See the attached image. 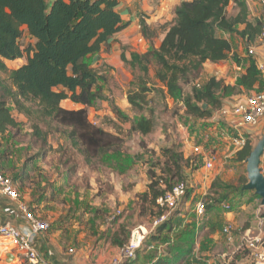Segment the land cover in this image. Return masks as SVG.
Masks as SVG:
<instances>
[{
	"label": "trees",
	"instance_id": "1",
	"mask_svg": "<svg viewBox=\"0 0 264 264\" xmlns=\"http://www.w3.org/2000/svg\"><path fill=\"white\" fill-rule=\"evenodd\" d=\"M120 1L0 0V69L9 72L11 80V86L0 85L3 91L0 96V136L21 126L9 106L8 101H11L19 112L27 116L34 113L33 107L36 106L42 118L71 128L73 144L83 146L88 157L93 155L105 159L115 156L118 149L113 148V136L88 120V107L101 97L102 88L100 78L86 59L109 45L125 27L117 10ZM232 1L237 10L229 16L228 7ZM239 25H244V28L239 30ZM261 25L260 17L251 19L246 0H182L175 8L173 22L165 25L159 48L152 46L143 54L132 52L130 60L123 53L122 58L132 67L148 62L150 57L155 58L160 65L156 76L167 89L170 99L173 102L183 101L189 116L207 118L213 112L205 108V104L222 108L224 98L242 93L243 89L247 93L264 90V76L254 56L244 59V72L234 85L210 77L201 88H195L192 95L185 97L181 81L193 72L202 70L207 61L219 62L229 58L232 43L223 35H218L219 31L237 33L251 42L259 35ZM142 29L147 34L148 27L143 24ZM25 35L31 41L22 45L21 39ZM232 57L238 64L242 63L238 55L233 54ZM23 58L27 59L26 63L16 69L9 70L5 63V60ZM143 69L147 70L146 67ZM140 84V89L129 93L128 100L133 108L143 109L150 88L144 79ZM66 99L84 107L66 109L62 106ZM117 113L128 119L121 110L117 109ZM154 124L152 118L141 117L133 122L132 128L146 135L153 130ZM33 127L35 135L42 138L39 126ZM253 148L246 138L245 145L237 152L238 159L246 161ZM163 155L167 159L161 164V175L149 169L148 190L140 196L150 201L149 209L153 217L162 213L156 208V200L164 192L160 181L165 183L167 189L172 188L178 180L185 179V170L195 163L192 157L185 158L182 152L172 148H164ZM118 162L120 170L124 171L131 158ZM245 184L240 192L244 191ZM16 187L18 189L17 184ZM213 191L212 186L210 194L204 196L205 213L221 209L222 204L238 190L223 194ZM177 211L158 228L159 231L169 228Z\"/></svg>",
	"mask_w": 264,
	"mask_h": 264
},
{
	"label": "rangeland",
	"instance_id": "2",
	"mask_svg": "<svg viewBox=\"0 0 264 264\" xmlns=\"http://www.w3.org/2000/svg\"><path fill=\"white\" fill-rule=\"evenodd\" d=\"M254 1L257 4L253 5L250 10L251 18H255L258 15L261 16L264 11V5L261 1ZM236 10L237 7L232 1L228 7V15H234ZM226 34L228 35V33L218 32V35ZM239 37L240 35L237 33L231 34V38L239 41L243 48L242 52L245 59H248L250 57V46H255L259 41L255 39L248 42L244 39L241 40ZM30 41L31 39L25 35L21 39V44L27 45ZM114 44L105 46L103 53L112 55L114 52L111 49ZM130 49L129 52L131 51ZM150 49L148 48V51ZM96 56H89L86 61L100 78V88H102L100 93L102 95L94 102L93 106L88 107V120L113 136L112 143L115 150L124 151L123 153L128 156H130L129 154L135 155V157H129L131 160L136 158V161L134 163L131 161V163L125 165L127 169L130 168L124 170L126 173L120 174L114 169L109 164V158L105 160L93 155L88 157L83 146H75L73 144V140L70 137L71 128L62 126L48 118H42L36 111V106L33 107L34 113L31 116H27L19 112L11 101H8L13 115L21 122V126L17 129H10L5 136H0V172L5 173L16 181L19 192L22 193L23 197V193L26 191L21 189V186L23 184L22 179H25L23 186L35 188L39 194L45 191L47 200L56 199V201H53L54 203L45 202L40 205L41 210L50 214V218L40 217L53 222V228L54 225H58L65 230L73 228L76 224V213L82 212L84 214L83 210H86L85 204L78 206L70 204V198L75 195L74 192L76 190L79 197H83V199L86 197L91 198L90 201L93 204L88 203L90 207L103 208L106 206V202H110L109 198L112 193H115L110 188L113 182L124 181L127 184H132L133 181H138L141 183L145 180V174L148 169L151 168L160 176L162 173L160 170L161 164L163 165L167 159L163 155V149L172 148L180 152L183 148L184 135L187 131L185 128H191L194 132L201 131V129H198L201 126V122L186 113L184 103L181 104L183 101L173 102L169 99L166 88L156 76L160 70V65L155 58L150 57L148 62L132 67L125 61L106 63V59L100 57V54L98 57ZM26 61L27 59L23 58L22 60H5V63L9 70H12L26 63ZM143 67H146L147 70L145 71ZM143 79L150 91L147 93L143 109L133 108L128 101V95L131 91L136 92L140 89V82ZM207 79L208 76L203 69L193 72L189 77L184 78L181 81L184 96L192 95L195 88H201ZM1 84L11 86V80L9 72L0 69ZM1 95H3V91L0 88ZM205 108H208L213 113L219 109L213 106H206ZM117 109L128 116V119L118 115ZM141 117L152 118L155 123L153 130L143 136L132 128L133 122ZM35 125L39 126L44 138L35 135L33 127ZM224 129L225 134L236 135L233 130ZM242 129L240 128L241 133ZM189 131L190 129H188ZM208 132L210 133V131ZM199 133V135L201 133L204 134L202 131ZM224 136L227 137L228 135ZM224 136H222L221 140L217 139L215 143L210 142L212 146L208 148V151L212 152L213 150L212 155L217 153V148L221 149L218 158L219 162H216L214 169L208 170L206 168L203 173V164H201L199 172H194L190 176L185 175V181L186 178H192L191 181L194 183L192 191L199 189V187L195 186V181L199 180L198 176H206L208 177V182H211V187L206 194H210L212 186L214 193L223 194L234 190H238L237 193H239L242 185L248 183L246 161L239 163L238 161L240 160L236 158L235 154L226 157L222 153L226 150L224 147L229 146V143L232 142L231 140H225ZM246 136L247 133H245ZM198 141L201 143V137L198 138ZM214 145H219L216 150L213 149ZM233 147L236 148L233 145L230 150L234 149ZM122 157L119 156L118 158L120 162L124 159ZM263 161L264 158H262L261 165L264 171ZM27 170H30V172L26 173L28 177L25 178ZM54 188H56V191H54ZM247 191L249 190H244L243 192ZM252 192V195H256L254 190ZM139 198L142 205L149 209L150 201L140 196ZM25 201L30 206H33V202L27 199ZM118 205L121 206L122 203L119 202ZM107 209H109V206H107ZM103 210L105 208L99 209V217L101 216L98 219L99 221L105 214ZM224 210L221 207L218 211H211L209 216L205 213L201 216L199 223H197V220L187 217L179 216L175 218L169 224L168 229L164 231L157 229L153 233L155 235L151 234L147 238L133 264H158L159 262L162 264H225L229 260L230 264L244 263L241 258L243 255H248V251L239 249V244H226L229 242L227 235L223 231V226H221L222 224L218 229L213 227V220L216 217H222L225 213ZM52 212L57 214L62 212V214L58 217L57 214L54 215ZM92 224V220L89 222L83 217L78 218L77 225L80 228L85 229L93 226ZM128 233L131 236L132 230ZM0 241L6 242L8 248H13L15 245L4 238L0 239ZM233 252V258L229 259V255ZM8 254H12L13 258L8 260ZM15 255L14 250L9 249L7 253L3 252L0 257V264H33L26 258ZM244 264H253V262L249 261V263Z\"/></svg>",
	"mask_w": 264,
	"mask_h": 264
},
{
	"label": "crops",
	"instance_id": "3",
	"mask_svg": "<svg viewBox=\"0 0 264 264\" xmlns=\"http://www.w3.org/2000/svg\"><path fill=\"white\" fill-rule=\"evenodd\" d=\"M181 2L182 0H121L117 10L121 14L125 27L114 36V39L109 44L112 45V43H115L111 49L114 53L112 55L103 53L105 47L103 46L102 50L98 54H95L97 55L96 57L100 54V57L106 59V63H110L111 61L124 62L122 58L123 53H125L127 59L130 60L132 52L143 54L146 53L148 48H151L152 46L159 48L165 34V25L173 22L175 18V8ZM246 2L249 6V11L252 9L253 5L257 4L254 0H246ZM256 17H259V15ZM143 24L148 27L147 34H145L142 29ZM243 28L244 25L238 26L239 30H242ZM223 36L229 39L233 46L232 52L229 54V58L219 62L207 61L203 66V70L206 72L208 78L216 77L217 79L224 80L226 84L234 85L238 76L244 72L243 66L245 64V56L242 52L243 48L237 39L231 38L230 33ZM239 38L243 40L242 37ZM256 39L258 40V36ZM253 47V56L256 59L257 64L260 66L261 64H264V43L259 42ZM129 49L132 52H129ZM233 54H236L239 58H241V64H238L233 59ZM248 94L249 93L243 89L242 93L224 98L222 108L217 109L211 117L201 119L197 118L198 122H201V126L198 127V129H201L204 134L201 133V135H199V132L201 131L194 132L191 128H185L187 131L185 132L186 134L184 135L183 148L180 152L183 153L185 158L192 157L193 162H195L191 168H187L185 170L186 176H190L194 172H199L201 170V164H203L202 171L204 173L206 169L205 164L208 161H212L214 167L216 162H219L218 158L221 149L217 148V153H213L214 155H212L213 150L212 152L208 151V148L212 146L210 142L215 143L217 139L221 140L224 135H228L227 137L224 136L225 140H231L230 137L232 134H225L224 128L227 130H233L236 135L239 134L245 136V133H247L246 138L253 146H255L258 141L264 137V119H262L256 126L244 127L242 129V134L241 130H239L238 133L236 130L231 128L228 121L223 118L220 113L222 109L232 110L238 103L245 101ZM181 104H183V102ZM62 106L71 110H77L84 107V105L75 103L70 99L64 100L62 102ZM188 129H190L189 132ZM208 131H210V133ZM199 137H201V143L198 141ZM229 144L230 147L234 145L233 141ZM219 145H214L213 149L216 150V147ZM229 146L224 147L226 150L222 153L226 155V157L235 154L238 159L237 152L241 148L233 147L234 149L230 150ZM123 152L124 151L120 152V150H118L116 151L115 156H111L112 158H109V164H111L112 167L120 174L126 172L120 170L118 162L119 159H115L113 157H135V155L129 154L130 156H128ZM104 158L106 160L108 157ZM131 161L134 163L136 158H133ZM238 162L240 163L242 161ZM29 172L30 170L25 172V178L28 177V174L26 173ZM198 177L199 180L195 181V186L199 187V189L196 191H192V188L194 187V183L191 181L192 178H186L189 198L185 199L184 203L181 205L182 208L174 214L175 218L180 216L195 219L197 220V223L201 221V216H199L195 210L196 201L207 193V190L211 187V182H208L209 180L206 176ZM22 180L23 184L21 189L26 192L23 193L24 197L23 195H21V197L24 200L27 199L28 201L33 202V206H31L36 214L49 219L50 214L41 210L40 205L45 202L54 203L53 201H56V199L47 200L45 195L47 193H45V191H42L41 194H39L37 193V189L30 186H23L25 179ZM149 180L150 176L148 169L145 174V180L141 183L138 181H133L132 184H127L124 181L113 182L110 188L115 193H112L109 198L110 202H106V206L104 205L105 207L103 208L96 206L90 207L88 203L93 204V202L90 201L91 198L86 197L83 199V197H79L78 191L76 190L74 192L75 195L70 198V204L76 206L85 204L86 210H83L84 214H82V212L76 213V224L73 228L65 230L58 225H54V228L52 226L51 230L40 234L37 239V247L41 256L45 259V261L51 264H113V260L120 255L122 246L126 244L130 238L128 232L140 224H149L152 221L153 216L150 209L142 205L139 198L141 194L148 190V184L150 183ZM54 191H56V188H54ZM20 194L22 193L20 192ZM252 194L253 192L251 190L232 194L230 199L225 201L231 203V210L225 209V213L220 218L215 216L216 218L213 220V225H215L216 229H218L221 224V226H223V230L226 227L231 228L230 241L228 240L229 243L226 244H240L241 237L246 232H250L253 235L260 234V236H264V233H260L258 226V214L259 212H264V206L261 205V200H259L260 197ZM119 202L122 203L121 206L118 205ZM107 206H109V209H107ZM104 208L105 210H103V212L106 215L104 214L102 219L99 221L98 219L101 218V216L99 217V209ZM212 211L217 210L213 209ZM210 212H206V215L209 216ZM53 214L55 215L57 213L55 212ZM61 214L62 212H59V214H57L58 217L61 216ZM81 216L86 221L90 222L92 220L93 226L85 229L78 227V218H82ZM0 222H10L21 230H27L29 228V223L22 215L18 214L15 202L3 195L1 192ZM241 260L244 263H249V261L252 262L250 252H248V255L243 256Z\"/></svg>",
	"mask_w": 264,
	"mask_h": 264
},
{
	"label": "built area",
	"instance_id": "4",
	"mask_svg": "<svg viewBox=\"0 0 264 264\" xmlns=\"http://www.w3.org/2000/svg\"><path fill=\"white\" fill-rule=\"evenodd\" d=\"M264 5V0H260ZM261 30L258 40L264 43V11L261 16ZM250 55L254 54V47L249 48ZM264 76V64L259 66ZM230 127L239 133L240 128L253 127L259 124L264 118V90L253 92L247 96L246 100L238 103L232 110L220 111ZM231 140L237 148H242L246 143V137L243 135H231ZM213 162L208 161L205 168L212 169ZM164 192L156 200V208L162 213L152 218L149 224H140L136 226L126 244L120 250V255L113 260V264H133L138 253L143 247L147 238L156 232V230L166 221H168L173 213L179 209L187 197L188 186L185 180L177 182L172 188L167 189L165 183L160 181ZM0 192L12 199L16 204L18 214L29 223L27 230H21L10 222H0V239L10 240L14 243L13 248H8L6 242L0 241V257L3 252L14 250L17 257H24L33 264H51L41 256L37 247V239L40 234L47 232L51 228L52 222L37 215L33 208L26 202L16 187V183L12 177L0 172ZM226 210H231V205L227 202L222 204ZM196 213L199 216L205 214L204 196L196 201ZM258 226L260 233H264V212L258 214ZM230 241L231 228L226 227L223 230ZM238 248L250 252L253 264H264V236L253 235L250 232L243 234ZM233 254L229 255V259L233 258ZM225 264H230V260Z\"/></svg>",
	"mask_w": 264,
	"mask_h": 264
},
{
	"label": "water",
	"instance_id": "5",
	"mask_svg": "<svg viewBox=\"0 0 264 264\" xmlns=\"http://www.w3.org/2000/svg\"><path fill=\"white\" fill-rule=\"evenodd\" d=\"M207 104L204 105L206 107ZM264 156V137L259 140L253 148L249 157L246 159L248 183L243 188L244 190H254L260 197L261 205L264 206V171L262 168V158ZM12 254H8V260L12 258Z\"/></svg>",
	"mask_w": 264,
	"mask_h": 264
},
{
	"label": "bare ground",
	"instance_id": "6",
	"mask_svg": "<svg viewBox=\"0 0 264 264\" xmlns=\"http://www.w3.org/2000/svg\"><path fill=\"white\" fill-rule=\"evenodd\" d=\"M16 256V255H15ZM13 258V257H12Z\"/></svg>",
	"mask_w": 264,
	"mask_h": 264
}]
</instances>
